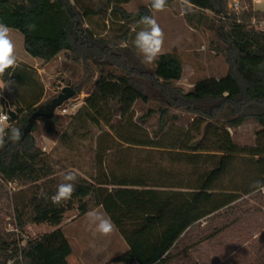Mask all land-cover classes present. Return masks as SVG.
I'll return each mask as SVG.
<instances>
[{"label":"trees","instance_id":"1","mask_svg":"<svg viewBox=\"0 0 264 264\" xmlns=\"http://www.w3.org/2000/svg\"><path fill=\"white\" fill-rule=\"evenodd\" d=\"M174 1L168 0V6ZM129 2L0 0V21L23 36L24 49L32 58L49 62L64 54L66 59L82 67L83 78L74 87L73 98L79 97L88 83L91 88L81 105V115L103 124L114 142L166 152L163 154L172 163L191 168L190 178L179 181L172 171L158 178L136 172L118 174L110 169V162L108 165L104 156L105 151L117 149L108 147L98 156L99 173L91 179L78 174L72 198L62 205H54L50 197L67 172H56L51 157L38 146L33 132L41 120L53 133L54 125L62 124L66 116L54 114L49 119L38 118L32 131L24 136L29 116L52 99L42 101L40 93L29 102L13 100L0 88L4 111L9 108L15 111V118L9 119L10 125L23 132L19 142L6 141L0 148V184L18 183L23 187L12 197L14 218L20 229L28 224L59 226L75 204L80 215L102 207L129 245V250L116 258V262L172 264L190 248L185 246L179 250L181 238L196 228L199 221L229 205L230 201L218 204L211 201V192L223 190L217 185L232 170L234 159L264 158V30L257 26L264 22V13L255 11L251 2L244 8V0L239 12L228 7V0H190L191 5L210 11L219 19L217 36L226 45L229 70L219 78H203L184 92L172 86L183 73L177 54L161 53L154 70L148 72L136 60L134 45L122 47L130 36L127 26H137L142 16L153 13L150 0L135 12L125 9ZM90 18L119 23L121 35L108 39L97 34L88 25ZM29 24H35L34 31H29ZM105 61L126 73L116 75L99 69L95 76L92 65ZM146 78L157 85L169 106L194 115L186 129L178 131L171 125L157 140L139 132L140 125L133 122L134 104L139 100L148 101ZM2 80L5 83L15 80L24 86L30 77L24 64H20L9 69ZM227 107L233 116L226 120V125H219L216 120ZM166 113L164 109L162 116ZM151 114L149 110L140 119L145 121ZM116 116L119 119L114 123ZM249 119L260 126L256 146L241 147L233 141L228 127H238ZM170 136L173 138L169 146L164 145ZM257 177L264 182V172ZM251 191L252 187L245 192ZM72 253V246L60 227L28 240L24 246H19L12 234L0 233V264H69L67 258ZM250 264H264V252Z\"/></svg>","mask_w":264,"mask_h":264},{"label":"rangeland","instance_id":"2","mask_svg":"<svg viewBox=\"0 0 264 264\" xmlns=\"http://www.w3.org/2000/svg\"><path fill=\"white\" fill-rule=\"evenodd\" d=\"M249 2L252 3L255 11L264 13V1L244 0L243 7L249 6ZM147 3V0H132L125 9L135 12ZM152 15L165 33L162 53L174 52L182 61V77L172 83L174 88L188 92L199 80L208 77L219 78L228 72L226 45L217 36L219 26L217 17L192 9L185 14L181 5L172 6L163 12L153 11ZM87 22L97 34L105 38L121 35L119 23L104 22L100 18H90ZM261 23L257 26L264 30V25ZM140 27L142 26H127L130 28V36L122 47L129 45L133 48L132 41ZM11 35L16 44L18 60L21 59L18 65L24 64L30 81L23 86L15 80H10L12 83L8 87H0L10 99L29 102L41 93L42 101H47L57 97L65 86H70L74 90L76 84L83 78L82 67L66 59L64 54L49 62L41 61L32 63L33 66L29 65L27 63L29 60L24 54L22 35L13 29ZM135 58L148 72L154 70L155 62L143 63L138 53ZM90 63L92 64V61ZM92 69L95 76L99 69L116 75L126 73L125 70L108 61L97 66L94 64ZM144 84L148 101H137L133 112V122L140 125L139 132L143 136L157 140L171 125L178 131L190 125L194 118L193 114L169 106L161 90L150 78H146ZM90 88L91 83H88L79 97L71 98L66 105L56 109L55 114L66 118L62 124L54 125L55 132L48 131L41 120L37 121L33 135L38 146L51 157L58 174L74 170L81 176L91 179L100 171L98 156L101 155L102 149L113 147L117 151H105L104 156L108 165L110 162V169L118 174L136 172L158 178L166 171H172L179 181L188 179L191 168L183 163H172L168 156L163 154L166 152L152 148L129 147L120 141L114 142L111 134L107 133L109 130L103 124H96L81 115L83 113L79 111ZM64 107L67 109L65 112ZM164 109L167 113L162 116ZM149 110H152L151 116L142 121L140 117ZM2 111L4 106L0 102V112ZM232 116L231 108L227 107L219 114L216 122L219 125H226V120ZM118 119L119 117L116 116L114 123ZM259 128V124L253 119L235 128L228 127L233 141L241 147L256 146ZM172 138L167 137L164 145L169 146ZM198 168L202 169V166ZM263 172L264 158L260 160L258 157L243 156L234 159L232 170L217 185L223 190L211 192L213 194L211 201L216 204L230 201L229 205L209 218L199 221L196 228L181 238L179 250L185 246L190 248L186 254H179L172 264L255 262L264 252V194L257 192L252 195V191H245ZM21 188L23 187L18 183L0 184V233L12 234L18 245L24 246L28 240L37 239L60 227L73 249V253L67 258L69 264H120L115 259L129 250L124 237L117 228L107 237L95 233L94 226L88 223L86 214H79L77 204L66 212L59 226L28 224L24 229H20L14 218L12 197ZM96 209L106 213L102 207Z\"/></svg>","mask_w":264,"mask_h":264},{"label":"clouds","instance_id":"3","mask_svg":"<svg viewBox=\"0 0 264 264\" xmlns=\"http://www.w3.org/2000/svg\"><path fill=\"white\" fill-rule=\"evenodd\" d=\"M182 11L187 14L192 9L190 0H180ZM168 6V0H150L149 8L154 12H163ZM140 27L136 31L135 38L132 41L137 53L142 57V62L152 64L156 62L162 53L165 33L153 15H144L137 21ZM29 31L35 30V24L27 25ZM12 29L0 21V78H3L9 69H15L19 60L17 55L16 44L12 38ZM12 82L9 80L5 84L0 79V87H8ZM10 116L0 112V148H3L6 141L19 142L23 136L21 128L15 127L8 123ZM78 173L74 170L63 174V182L57 186L55 193L50 197L54 205H62L70 200L75 191V184ZM252 195L257 192L264 194V182L254 181L251 185ZM88 223L94 226L95 233L102 236H110L116 226L106 213L93 208L86 213Z\"/></svg>","mask_w":264,"mask_h":264},{"label":"water","instance_id":"4","mask_svg":"<svg viewBox=\"0 0 264 264\" xmlns=\"http://www.w3.org/2000/svg\"><path fill=\"white\" fill-rule=\"evenodd\" d=\"M75 95L76 92L70 86H65L57 97L53 98L51 102H49L47 105L43 107H40L29 116L28 123L24 128V136H26L28 133L32 131L34 123L38 120V118L45 117L49 119L53 117L56 109L62 106L65 102H67L71 98H73ZM8 112L10 117L14 119L15 111L9 108Z\"/></svg>","mask_w":264,"mask_h":264},{"label":"crops","instance_id":"5","mask_svg":"<svg viewBox=\"0 0 264 264\" xmlns=\"http://www.w3.org/2000/svg\"><path fill=\"white\" fill-rule=\"evenodd\" d=\"M132 1V0H131ZM147 2H149V0H147ZM131 2H129L128 4H130ZM126 4L124 7L127 8L126 6L128 5ZM175 5H181L180 3V0H175L170 6H167L166 9H169L170 7L172 6H175ZM192 10H196L197 12H205L206 14L208 15H212V13L210 11H204V10H200V9H196L195 7H193L192 5ZM261 25H264V22L261 23ZM263 30V29H262ZM23 37V36H22ZM22 40V39H21ZM23 47H24V40H23ZM25 50V49H24ZM24 54H25V57L28 58L29 62H27L29 65H32V63H39L41 62L42 60L40 59H35V58H32V57H29V55L26 53V51H24ZM60 56V55H59ZM58 57V56H57ZM21 59H19L20 61ZM2 79V78H0ZM3 81V80H2Z\"/></svg>","mask_w":264,"mask_h":264},{"label":"built area","instance_id":"6","mask_svg":"<svg viewBox=\"0 0 264 264\" xmlns=\"http://www.w3.org/2000/svg\"><path fill=\"white\" fill-rule=\"evenodd\" d=\"M252 1L253 2H259V1H264V0H252ZM228 7L235 12H239L241 9V0H228ZM63 105H66V102ZM63 105L60 107H63ZM12 110H14V109H12ZM66 110H67L66 107H64L63 111L65 112ZM2 112L9 115L8 111H2ZM8 123H9V121H8Z\"/></svg>","mask_w":264,"mask_h":264}]
</instances>
